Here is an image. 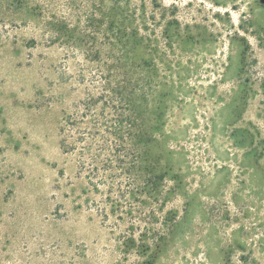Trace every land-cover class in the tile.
Returning <instances> with one entry per match:
<instances>
[{
  "label": "rangeland",
  "instance_id": "obj_1",
  "mask_svg": "<svg viewBox=\"0 0 264 264\" xmlns=\"http://www.w3.org/2000/svg\"><path fill=\"white\" fill-rule=\"evenodd\" d=\"M0 264H264V3L0 0Z\"/></svg>",
  "mask_w": 264,
  "mask_h": 264
},
{
  "label": "water",
  "instance_id": "obj_2",
  "mask_svg": "<svg viewBox=\"0 0 264 264\" xmlns=\"http://www.w3.org/2000/svg\"><path fill=\"white\" fill-rule=\"evenodd\" d=\"M261 2H263V3H264V0H261Z\"/></svg>",
  "mask_w": 264,
  "mask_h": 264
}]
</instances>
